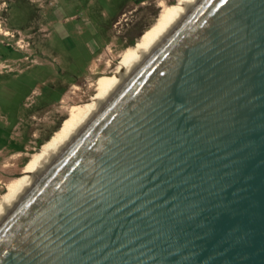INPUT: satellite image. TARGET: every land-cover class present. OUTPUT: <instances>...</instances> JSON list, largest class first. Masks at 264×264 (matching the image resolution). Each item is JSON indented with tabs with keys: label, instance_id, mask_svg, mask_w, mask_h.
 <instances>
[{
	"label": "water",
	"instance_id": "obj_1",
	"mask_svg": "<svg viewBox=\"0 0 264 264\" xmlns=\"http://www.w3.org/2000/svg\"><path fill=\"white\" fill-rule=\"evenodd\" d=\"M0 264H264V0H204L0 225Z\"/></svg>",
	"mask_w": 264,
	"mask_h": 264
},
{
	"label": "rangeland",
	"instance_id": "obj_2",
	"mask_svg": "<svg viewBox=\"0 0 264 264\" xmlns=\"http://www.w3.org/2000/svg\"><path fill=\"white\" fill-rule=\"evenodd\" d=\"M178 0H0V196ZM127 13V17L124 16ZM119 21H121L119 23ZM83 98V99H80Z\"/></svg>",
	"mask_w": 264,
	"mask_h": 264
},
{
	"label": "bare ground",
	"instance_id": "obj_3",
	"mask_svg": "<svg viewBox=\"0 0 264 264\" xmlns=\"http://www.w3.org/2000/svg\"><path fill=\"white\" fill-rule=\"evenodd\" d=\"M204 0H178L163 9L153 26L137 45L129 46L120 55V62H108L99 73L101 81L92 97L72 105L70 115L62 127L32 154L23 174L7 183V190L0 196V225L131 79L138 69L173 35L187 17ZM127 17V13H124ZM121 21H119L120 23ZM0 32L9 34L0 28ZM83 99V98H80Z\"/></svg>",
	"mask_w": 264,
	"mask_h": 264
}]
</instances>
